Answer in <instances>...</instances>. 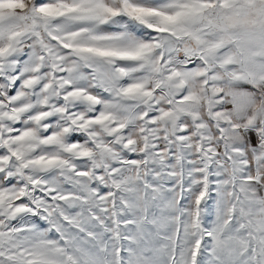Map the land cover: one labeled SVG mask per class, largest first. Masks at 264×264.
Segmentation results:
<instances>
[{
  "label": "snow or ice",
  "instance_id": "6c2138e0",
  "mask_svg": "<svg viewBox=\"0 0 264 264\" xmlns=\"http://www.w3.org/2000/svg\"><path fill=\"white\" fill-rule=\"evenodd\" d=\"M0 264H264V0H0Z\"/></svg>",
  "mask_w": 264,
  "mask_h": 264
}]
</instances>
